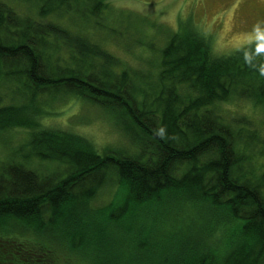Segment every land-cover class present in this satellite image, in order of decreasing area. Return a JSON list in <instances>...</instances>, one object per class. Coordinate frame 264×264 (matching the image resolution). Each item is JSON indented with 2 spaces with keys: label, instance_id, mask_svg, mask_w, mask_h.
Returning a JSON list of instances; mask_svg holds the SVG:
<instances>
[{
  "label": "trees",
  "instance_id": "obj_1",
  "mask_svg": "<svg viewBox=\"0 0 264 264\" xmlns=\"http://www.w3.org/2000/svg\"><path fill=\"white\" fill-rule=\"evenodd\" d=\"M19 1L39 4L41 17L63 15L62 7L72 5L95 22L103 3ZM258 45L219 56L207 36L182 23L161 50L158 92L139 101L132 79L115 71L120 59L96 40L21 16L0 0V85L6 73L26 78L13 88L19 104L2 106L0 98V135L26 129L32 136L22 163L0 161V264H263L264 173L257 176L250 165L257 130L215 107L238 100L264 107ZM46 91L132 121L142 152L100 154L77 135L36 129L34 100ZM34 161L47 166L37 169ZM111 175L124 184L123 198L140 205L136 212L124 201L116 211L91 205ZM159 204L177 210L182 222L203 221L199 237L193 229L188 239V229L158 251L157 220L148 224L141 214ZM223 227L231 232L219 237Z\"/></svg>",
  "mask_w": 264,
  "mask_h": 264
},
{
  "label": "rangeland",
  "instance_id": "obj_2",
  "mask_svg": "<svg viewBox=\"0 0 264 264\" xmlns=\"http://www.w3.org/2000/svg\"><path fill=\"white\" fill-rule=\"evenodd\" d=\"M3 1L21 16L43 22H58L75 33L96 40L102 48L120 59L122 65L115 71L118 74L125 72L132 79L139 101L147 96L143 95L144 92L149 91L151 102L152 93L158 92L163 66L161 50L182 23L188 22L190 27H195L207 36L214 54L219 56L230 55L243 48H255V44H259L258 48L264 46V0H102V10L96 16L97 22L94 16L86 17L81 10L75 12L72 5L65 4L62 7L63 15L41 17L39 4L19 0ZM73 1L76 0H69V3ZM90 4L92 6V2ZM62 55L65 60L68 59V54ZM71 60L69 56L67 65H70ZM7 75L6 73L7 78L0 85L2 106L21 102L14 89L15 86L21 87L20 84L25 85L26 79L21 74L15 75L16 78H8ZM36 94L34 101L39 111L33 119L36 129H55L77 135L84 138L92 150L100 154L115 149L130 156L142 150V135L134 129L132 121L130 123L128 120H118L100 105L78 96L48 91ZM215 107L219 113L226 114L228 119L245 118L257 130L258 141L252 148L255 157L250 165L257 176L263 174L264 157L258 152L264 150V107L249 100L229 101ZM31 137L26 129L4 131L0 135V161L5 164L22 163ZM32 165L37 169L47 166L37 161ZM113 175L91 200V205L94 208L107 209L106 211L110 208L116 211V207L124 201L127 207L135 206L133 209L136 212L140 205L131 198H123L124 184ZM146 209L149 211L140 213L145 221L149 224L152 220H157L158 251H162L163 245L168 247V240L171 244L182 240V233L186 230L192 229L188 236L190 239L195 234L193 229L206 225L203 221L182 222L177 210L170 211L160 204ZM199 229H196L198 237ZM231 229L232 227H223L217 234L224 237ZM222 248L223 245L220 249ZM217 253L221 254L219 251Z\"/></svg>",
  "mask_w": 264,
  "mask_h": 264
}]
</instances>
